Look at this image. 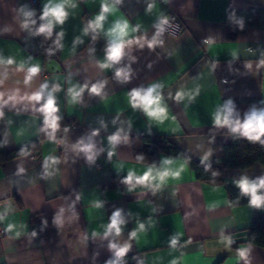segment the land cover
<instances>
[{"label":"crops","instance_id":"crops-1","mask_svg":"<svg viewBox=\"0 0 264 264\" xmlns=\"http://www.w3.org/2000/svg\"><path fill=\"white\" fill-rule=\"evenodd\" d=\"M60 2L0 0V139L9 150L37 145L35 158L0 166V264H98L125 246L142 264H264V248L230 245L264 204L232 206L224 185L197 180L183 157L138 162L131 143L136 134L166 135L212 163L215 145L230 142L228 126L214 122L226 113L223 100L259 97L264 105V0H107L116 11L99 28L104 0H69L64 23L52 28L58 56L44 57L39 21L47 22L45 5ZM252 10L262 11L260 25L229 37V25ZM170 14L181 25L177 33L161 31ZM117 20L130 28L121 59L111 62L106 49ZM35 65L40 71L26 83ZM153 84L162 85L163 120L130 103L133 89ZM41 90V100L31 98ZM49 94L58 109L50 114L41 111ZM149 169V180L137 183ZM130 173V182L116 183ZM223 177L240 189L243 177H264V165L227 169ZM117 211L119 235L108 230Z\"/></svg>","mask_w":264,"mask_h":264},{"label":"trees","instance_id":"trees-1","mask_svg":"<svg viewBox=\"0 0 264 264\" xmlns=\"http://www.w3.org/2000/svg\"><path fill=\"white\" fill-rule=\"evenodd\" d=\"M262 11L252 10L246 14L240 24L229 25V37H235L249 28L258 27L261 23ZM43 23L39 21V27ZM43 55L48 58H57L59 52V38L55 31L51 35L41 33ZM58 41V43H57ZM225 110H231L230 119L243 123L253 113L264 114V105L259 97H236L223 100ZM0 113L2 109L0 108ZM230 142L215 145L212 163L202 164L179 148L171 137L156 134L132 135V149L135 160L138 162L156 164L160 154L171 157H183L195 178L210 185H224L228 200L232 206L250 204L251 196L242 194L241 190L227 182L223 172L227 169H244L253 164L264 165V136L259 141L250 140L239 132H233L228 126ZM37 150L36 144L17 149H7L0 139V166L6 161L29 155ZM116 183H126L127 180L116 179ZM260 196H264V188ZM261 204H264L262 202ZM37 221V218H33ZM230 245L238 248L242 245H253L264 248V212L256 210L247 227L238 229L230 235ZM98 264H142L139 253L124 254L123 256H109L99 260Z\"/></svg>","mask_w":264,"mask_h":264},{"label":"clouds","instance_id":"clouds-1","mask_svg":"<svg viewBox=\"0 0 264 264\" xmlns=\"http://www.w3.org/2000/svg\"><path fill=\"white\" fill-rule=\"evenodd\" d=\"M69 3V0H62L60 3H49L45 5L43 15L41 19L46 20L47 22L42 24L39 29L38 33H47L48 35H51L53 24L59 23L63 24L65 19L68 16L67 11L65 10V5ZM115 3H120V0H115ZM74 6V5H73ZM152 5H149V10H151ZM116 9L113 4H109L107 0H104V2L101 5V13L96 17L94 27L99 28L102 27V22L106 19L105 14L109 12H115ZM32 13H26V16H31ZM34 23V21H33ZM167 23V18H164L161 20V25ZM27 27V22L24 25ZM129 22L127 20H117L113 27L109 30V35L112 37L108 48L106 49V59L111 62H118L122 55H123V49L125 46V37L128 35L129 32ZM132 31H136V28L131 29ZM161 31L163 29L161 28ZM60 35H63L61 33ZM130 43V41H128ZM58 43V41H57ZM149 48H151L153 45L152 43H149ZM8 64L13 63L11 59L7 61ZM102 67H109V64L105 63L101 65ZM40 71L39 66L35 65L28 69V76L25 79V82L31 80L33 76L38 74ZM117 76H123L124 79L128 78L129 73L123 70H119L116 73ZM47 85L42 86L43 88H46ZM162 85L159 84H153L146 90L143 88L133 89L130 92V103L133 108H142L143 111L151 116L158 118L160 120H163L166 116L167 109L165 106L161 104L162 96L160 92L158 91L159 88H161ZM42 90L41 92H38L31 97L32 99L39 101L42 99ZM99 87L96 85H93L91 88V92L96 93L99 95ZM75 95H79V92H76ZM181 95L177 94V99H180ZM58 109L55 107V100L51 96V94L48 95V98L45 102V105L41 109V111H45L47 113H52L57 111ZM2 115V113H0ZM231 116V110L228 109L225 114H217L215 117V124L217 125H226L231 126V130L233 132H239L243 136L247 137L250 140L259 141L261 136H264V114H256L253 113L251 116H249L243 123H240L238 120L233 122L230 119ZM53 128L56 127L55 124V118H53L52 121ZM109 140L111 143L115 144L119 141V135H113L109 137ZM92 145H87L83 149L84 151H91ZM111 155V153H110ZM91 158V157H90ZM168 163V161H166ZM152 170L149 169L147 173L144 174L143 177L137 178V183H143L145 181L149 180V177L151 175ZM167 172L161 173L160 178L163 180V178L167 175ZM133 178V174L130 173L127 180L130 182ZM237 185L241 190L242 194H247L251 196L250 204L255 206H260L262 202H264V196L257 195V191L260 188H264V177L260 178L258 181H249L247 177H243L241 180L237 181ZM120 213L117 211L113 214L111 218V223L108 226V230L115 231L116 235H119L121 232L120 225L123 223V221L119 218ZM141 227H143L141 225ZM133 236L136 235L135 232L132 233ZM111 247L115 248L116 245H111ZM128 250V246H125L123 248H120L117 252V255L123 256ZM241 255H243V252H241Z\"/></svg>","mask_w":264,"mask_h":264},{"label":"built area","instance_id":"built-area-1","mask_svg":"<svg viewBox=\"0 0 264 264\" xmlns=\"http://www.w3.org/2000/svg\"><path fill=\"white\" fill-rule=\"evenodd\" d=\"M33 4L36 3V0H30ZM167 18V23H164L161 25V21H160V27L162 29H164L166 32L169 33H177L179 31V29L181 28L180 23L178 22V18L176 15L174 14H170ZM139 88H143V89H147V87H139ZM57 142H59V139H56ZM32 158L36 157V153L35 152H31L29 154ZM2 232V230H0Z\"/></svg>","mask_w":264,"mask_h":264}]
</instances>
